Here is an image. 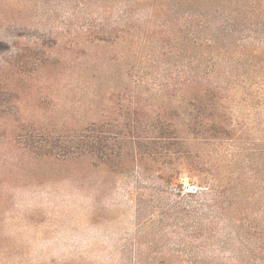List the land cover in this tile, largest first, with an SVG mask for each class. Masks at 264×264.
Here are the masks:
<instances>
[{"label": "rangeland", "instance_id": "1", "mask_svg": "<svg viewBox=\"0 0 264 264\" xmlns=\"http://www.w3.org/2000/svg\"><path fill=\"white\" fill-rule=\"evenodd\" d=\"M72 1L24 0L22 10L15 1H0V264H135L138 235L141 248L153 243L150 250L144 248L141 264H163L161 255L177 250L225 260L231 244L220 250L211 237L195 238L192 219H181L192 209L177 203L196 191L183 172L178 184L166 189L149 176L165 169L159 162L144 167L146 182L138 185L135 169L106 178L74 157L39 158L45 150L57 152L73 127L110 115L117 86L153 95L160 86L177 83L186 61L181 52L157 58L151 46L158 43L156 34L138 46L136 55L122 43L96 53L84 43L74 46L64 24L76 18L62 4ZM56 2L61 9H54ZM68 9L72 12L73 5ZM241 52L255 68L231 71L217 65L227 132L204 155L213 166L221 163L226 187L231 175L264 179V41L249 42ZM18 55L23 72L15 75L4 61ZM98 81L105 86L97 89ZM252 170L256 175H249ZM138 206L143 209L139 218ZM217 226L220 236L230 227L224 221Z\"/></svg>", "mask_w": 264, "mask_h": 264}, {"label": "trees", "instance_id": "2", "mask_svg": "<svg viewBox=\"0 0 264 264\" xmlns=\"http://www.w3.org/2000/svg\"><path fill=\"white\" fill-rule=\"evenodd\" d=\"M12 1L15 8L24 9V0ZM62 4H66L63 8L68 6L70 17L76 18L64 24V30L72 32L69 42L76 47L84 43L90 47L89 52L96 53L98 48L122 43L136 55L138 46L144 47L148 37L156 34L158 43L151 46L157 58L171 59L181 52L186 61L177 83L160 86L153 95L143 97L117 86L110 96L115 100L110 115L73 127L57 152L45 150L47 153L39 154V158L60 161L74 157L99 169L106 178L108 173L125 175L135 169L138 185L146 182L144 167L159 162L165 169L149 176L166 189L177 185L183 172L196 191L177 203L192 209L181 219H192L195 238L198 234L204 240L211 237L220 250L228 244L233 249L225 260L201 251L177 250L162 254L161 262L264 264V179L254 176L235 180L231 175L226 187L219 172L221 163L213 166L204 160V155L212 153L211 146L227 132L225 88L216 80V67L222 63L231 71L240 66L255 68L241 51L249 42L264 41V0H74ZM71 4L72 12L68 9ZM54 9H61L60 2ZM78 15L83 18L77 19ZM78 22L84 24L77 28ZM22 60L18 55L4 65L16 75L23 72ZM95 60L92 62L99 66L100 61ZM96 86L99 89L105 84L98 81ZM249 175L256 172L252 170ZM177 205L173 209H178ZM142 211L138 206V218ZM218 221L230 226L223 236ZM203 224L206 229L197 231ZM141 245L138 235L135 264H141L144 248L150 250L153 243L144 248Z\"/></svg>", "mask_w": 264, "mask_h": 264}]
</instances>
